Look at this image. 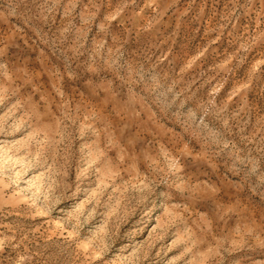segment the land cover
Segmentation results:
<instances>
[{
	"label": "rangeland",
	"instance_id": "374dc122",
	"mask_svg": "<svg viewBox=\"0 0 264 264\" xmlns=\"http://www.w3.org/2000/svg\"><path fill=\"white\" fill-rule=\"evenodd\" d=\"M0 264H264V0H0Z\"/></svg>",
	"mask_w": 264,
	"mask_h": 264
}]
</instances>
